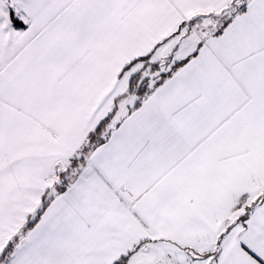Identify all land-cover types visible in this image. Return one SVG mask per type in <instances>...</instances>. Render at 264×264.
<instances>
[{"label": "snow or ice", "instance_id": "6c2138e0", "mask_svg": "<svg viewBox=\"0 0 264 264\" xmlns=\"http://www.w3.org/2000/svg\"><path fill=\"white\" fill-rule=\"evenodd\" d=\"M0 264H264V0H0Z\"/></svg>", "mask_w": 264, "mask_h": 264}]
</instances>
